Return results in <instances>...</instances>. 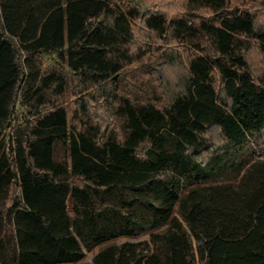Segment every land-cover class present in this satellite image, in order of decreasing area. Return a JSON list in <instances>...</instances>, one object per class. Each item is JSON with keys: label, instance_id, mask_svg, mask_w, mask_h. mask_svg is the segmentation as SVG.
Listing matches in <instances>:
<instances>
[{"label": "trees", "instance_id": "trees-1", "mask_svg": "<svg viewBox=\"0 0 264 264\" xmlns=\"http://www.w3.org/2000/svg\"><path fill=\"white\" fill-rule=\"evenodd\" d=\"M184 3L167 15L115 0H0V264L75 263L78 238L89 250L142 230L148 241L103 245L91 264H264V73L247 53L264 61V26L230 0ZM136 22L145 48H132ZM35 42L56 65L20 88L19 53ZM146 53L157 68L140 70L157 84L137 73L120 86ZM64 65L81 94L69 119ZM165 65L183 70L171 88ZM87 100L116 127L91 118ZM56 142L68 162L54 159Z\"/></svg>", "mask_w": 264, "mask_h": 264}, {"label": "rangeland", "instance_id": "rangeland-1", "mask_svg": "<svg viewBox=\"0 0 264 264\" xmlns=\"http://www.w3.org/2000/svg\"><path fill=\"white\" fill-rule=\"evenodd\" d=\"M119 5L120 4H129L131 6H135L137 7L140 11L143 12H149V10L151 9H158L160 11L165 12L167 15H177L179 13H184V12H188L186 10L185 7V3L184 0H115ZM231 5H235V6H239L241 8H245L248 9L250 12H253L255 15V20L256 23L264 26V0H230ZM85 8V7H84ZM93 7L91 6V9ZM203 11L202 10H198V11H191L190 14H202ZM91 19H88L87 21H90ZM134 27V37H133V45L132 48L135 49L136 47H147L151 44L152 39H149V33L146 31V29L141 25L140 22H136L135 25H133ZM152 36V34H151ZM153 37V36H152ZM67 43V39H66V30H65V26H64V46H66ZM159 44L158 41H155V44ZM174 46H166V49H170L173 48ZM65 49V47H64ZM248 53V61H249V66L252 68V72L253 75H255L256 77L263 74L264 73V61L263 59L260 57V55L258 53H256V49L255 47H253L252 49H250V51L247 52ZM56 52L52 51L48 48H46L44 46L43 43H32L30 45L24 46L21 49V52L19 53V60H22L23 57H26V60L22 61V70H23V76H22V82L20 84V88L25 87L26 85H37L39 78L41 77V75L51 66L56 65ZM142 63V64H141ZM144 66V68H148L149 66L151 67H156L157 68V64H155L154 61V55L151 53H146L143 55V57L136 61L135 63L129 65V66H125L122 69L121 74L118 76L119 78V84L120 86H122L123 88L128 87L127 85H131V82L133 81V77L139 73L138 75V79L141 83L142 82H146L149 83L154 82L155 78L157 76H151V73L153 71H151V73H147V72H142L140 70L141 65ZM162 70V75H163V79L166 81H168L170 83V86L168 88L173 87L174 82L178 79V77L180 76V74H182L181 67H177V66H162L161 67ZM62 73L64 75V79H65V88L63 91V94L61 97H59L60 102L62 103V105L64 106V108L66 109L67 112V117L68 119L70 118V114L73 111V109H76L77 106V101L78 99L81 97V94L77 92V87L71 85V83L68 82L69 80V73H68V69L66 67V65H64V68L62 70ZM154 73V72H153ZM150 82V83H151ZM156 80H155V82ZM165 96V95H164ZM163 99V96H162ZM18 101H19V93L17 94L16 97V102H15V106L17 108L18 107ZM87 103V110L88 113L90 115V117L97 119L102 126L109 128V127H116V122L114 121V118L109 114V110L106 109V107L104 106V102L103 101H93L90 102V100L86 101ZM21 110V109H20ZM53 157L56 160H60L62 158H65L66 161L68 162V151H67V147L66 146H61L58 142H56L54 144L53 147ZM263 156H259L256 155V158H262ZM67 167H69L68 163H67ZM244 169V168H243ZM242 169V170H243ZM242 173V172H241ZM161 177H173L174 174L171 172V170L165 169L163 171H161L160 173ZM241 175V174H240ZM240 177V176H239ZM238 177V179H239ZM183 180H180V183H182ZM229 182V181H228ZM228 182H213V183H228ZM213 183H209V184H213ZM188 188L183 189L181 191V196L184 195V193L187 191ZM98 199H97V205L98 208H102L103 206H107L108 203H104L103 205H99L98 203ZM113 207L116 209H120L121 212L125 213L128 212L129 214H133L134 213V209L133 207L130 206H125V207H119L118 204L114 203ZM172 214L175 216L177 215L176 212V206L173 208ZM143 223L142 225H144V221L142 220ZM183 225L185 226V224L183 223ZM70 227H71V223H70ZM149 230H142L140 232H137L135 234H126V235H121V236H117L113 239H111L108 242L105 243H101L99 245H96L94 247H92L91 249L87 250L86 249V244L88 242V240H81L78 238L81 250L83 251V256L82 258L75 262V263H63V264H76V263H89L91 264V258L92 255L97 251V249L99 247H102L103 245H106L108 243L111 242H115V243H121L124 242L126 240L128 241H133V242H138L141 240H146L148 241L149 238ZM192 245L195 247V241L192 238ZM196 264H200L199 261L196 260Z\"/></svg>", "mask_w": 264, "mask_h": 264}, {"label": "water", "instance_id": "water-1", "mask_svg": "<svg viewBox=\"0 0 264 264\" xmlns=\"http://www.w3.org/2000/svg\"><path fill=\"white\" fill-rule=\"evenodd\" d=\"M248 165H249V164H248ZM243 172H244V169L242 170V173H241L240 177L242 176ZM240 177H239V178H240Z\"/></svg>", "mask_w": 264, "mask_h": 264}, {"label": "crops", "instance_id": "crops-1", "mask_svg": "<svg viewBox=\"0 0 264 264\" xmlns=\"http://www.w3.org/2000/svg\"><path fill=\"white\" fill-rule=\"evenodd\" d=\"M105 243V242H104Z\"/></svg>", "mask_w": 264, "mask_h": 264}]
</instances>
